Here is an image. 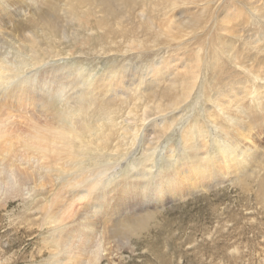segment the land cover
I'll list each match as a JSON object with an SVG mask.
<instances>
[{
    "label": "rangeland",
    "instance_id": "obj_1",
    "mask_svg": "<svg viewBox=\"0 0 264 264\" xmlns=\"http://www.w3.org/2000/svg\"><path fill=\"white\" fill-rule=\"evenodd\" d=\"M89 1L0 0V264H90L76 254L87 197L72 194L84 170L136 162L152 175L170 169L167 154L205 165L203 141L211 177L162 203L127 202L119 221L133 232L110 244L96 214L84 246L102 241L99 264H264V0ZM60 127L82 154L32 144ZM224 145L244 151L234 171ZM20 180L36 193L15 197Z\"/></svg>",
    "mask_w": 264,
    "mask_h": 264
},
{
    "label": "bare ground",
    "instance_id": "obj_2",
    "mask_svg": "<svg viewBox=\"0 0 264 264\" xmlns=\"http://www.w3.org/2000/svg\"><path fill=\"white\" fill-rule=\"evenodd\" d=\"M85 1L86 0H82V2H85ZM97 1H98V3L95 2L94 0H90L89 2L99 6L103 10H104V7L108 9L109 8L108 3H111V0H97ZM114 1H117L119 3H122L121 1H123L124 3H128L131 0H114ZM88 12L89 11L84 12L82 14V16H86L88 14ZM111 14L115 15L116 13L112 12ZM94 23L96 25L100 26L101 19L95 20ZM31 57H32V59H34L36 61L41 60V58L37 57L36 55L31 54ZM5 81L6 80L0 79V85L5 84ZM22 84H25V79L21 81L20 85H22ZM45 133L49 134V131H47L45 129H40V130L36 129L35 134H37V135L30 138L32 140V144L39 145V146H52V147L55 145L54 148H57V150L59 149L65 153H70L74 157L82 154L80 149L75 151V148H74V150L72 148L73 147L72 141L78 140V137H77V135H75L76 133L74 134L72 127H70V129L67 131L62 130L61 127H60V129H56L54 134L52 133L54 135V137H52L53 135L51 137L50 136L48 137ZM137 133L138 132L133 133L135 139L131 140L130 143H132V144L136 143L137 137H138ZM1 134H2V132L0 131V141L2 139H5V138H3L4 136H2L3 134L2 135ZM65 134H66V136H65ZM185 136H186V132L185 133L182 132V137H185ZM107 137H106V139H107ZM19 138L21 139V137H19ZM182 139L184 140L185 138H182ZM101 142H103V143L105 142V137ZM107 144H108V140H107L105 146L104 145H103L104 147L102 146L103 149L107 148ZM227 146L228 145H224L223 149L219 152L218 156L225 159L226 160L225 162L234 160V162L230 163V164H233V167H234L233 171H234L238 168V164L242 163L244 151L241 148L239 150V152H237V153L231 152V153L225 155V153L227 152L226 150H228V148H229ZM184 147L188 148V145H186L184 143ZM184 147L181 144L180 150H183ZM201 147L203 149H205L202 154L204 155L203 159L206 161V164L208 161L209 166L212 165L215 158H213L212 156H209V154H208V142L203 141V144H201ZM86 149H87V147H86ZM94 149H100V148L95 147ZM115 151H118V147L115 149ZM176 152L177 151H174V154H176ZM75 153H77V154H75ZM230 155L233 158H230ZM166 156L169 158L170 165H172L170 167V169H164L163 167H159L158 170L152 175H150L149 172H146L145 170L138 168V164L136 162L130 164L127 167L128 163L122 165V163H119L117 161H115V162H117V164L115 163L116 164L115 167H108L110 165H107V166L104 165V167L102 166L103 169L99 172H96L97 171L96 169H98V168H95V169L91 168L88 170H84L85 172L86 171L90 172L88 174L92 175L91 177L81 178V176L79 175L80 179L78 181V184L83 183L82 188L81 189L78 188L76 190H73L72 194H75L74 197H76V198H80V196L82 198L87 197V202H85V203H86V205L87 204L88 205L85 208V210H87L85 213L87 216L86 217L87 220H90V223H89V221H86V222L81 221V223H80V225H81L80 228L81 229L85 228L89 232L86 233L87 235L85 236V239L81 243V245L78 247L76 246L77 251L76 250L75 251H76V254L79 255V257L82 255H86V254H82V255L79 254V252L84 253V250H86L85 252L88 253V256H86V257L89 258V260H90V262H88V263L99 264L101 259H102V252L105 249H101L103 247L102 246L103 243L99 238H97V239H99V241L97 240L95 242L97 245L94 249H91V250L88 249L87 250V247L85 248V246H84L85 242L89 243V240H90L89 235H91L93 233L92 231L95 229L94 227H96V223H98V221L96 223H94V220H96V217H95L96 214L100 213V215H101L100 218L103 219V222L106 224V226L109 225V227H111L110 231L108 232V236L105 238V240L107 239L108 244H110L109 239H114L112 236H115L116 238L121 239L124 237V234L129 235L133 232V230H131L129 227V226H131L130 224L128 225L127 223H124L123 220L119 221V219H122L121 218L122 216L123 217L127 216L125 213L126 208H127V202L131 204V205L129 204V206H131V207L134 205H137L138 207H141V206L147 207L150 204L162 203L163 200L167 199V197H165V195L169 194L171 196H177V195H180L181 193H183V195H184V193L198 188L199 185L197 186L195 184L197 179L207 178L209 175L211 177V174L209 173V171L206 170V167H205L206 164L204 165L203 163H199L200 161L197 164H195V163L191 162L190 160L189 161L187 160L186 162H187L188 167H186L184 169V168H181L182 163L177 164L175 162V157L173 154H167ZM153 158L154 157L152 155L150 156L149 154H147L145 156V159H144L145 162L144 163H147L150 160H153ZM173 163H175V164L173 165ZM141 166H144V168H148V169H154L153 163L145 164V165H141ZM209 168H211V167H209ZM226 168L229 169V168H231V166H228L226 164ZM82 169H84V168H82ZM124 172H126V173L121 178L120 174L124 173ZM38 173L39 172H37V174ZM197 174H199V175H197ZM8 175H9V177H14V178L17 177L14 175V172L12 169L10 170ZM25 175H26V173H23V174L19 173L18 178H22ZM139 176H141V177L148 176V177L141 181V180L137 179V177H139ZM10 180H11V178H10ZM186 183H188V184L185 186ZM23 185H24L23 181L20 180L19 186L16 187V190L18 192L15 195V197H20V198L26 199L28 197L33 196L36 193V190L34 189V187L20 188V187H23ZM68 185H71V184H68ZM260 187H261L262 192L264 193V183L263 182L260 183ZM178 192H180V194H177ZM88 200H90V201H88ZM82 215H84V214L82 213ZM105 217H109L110 220L106 219ZM104 218L106 220H104ZM125 219L127 220V217H125ZM100 221H101V219H100ZM137 226L140 229L145 227L143 221H141ZM132 228H133V226H132ZM95 231H96V229H95ZM97 232H98V230H97ZM97 235H99V234H97ZM74 243H75V240H74ZM112 243L114 246L119 244L117 239L113 240ZM61 244H64V243H61ZM61 244H60V247H61ZM66 244H67V246H69L68 242ZM105 244H107V243H105ZM93 246H94V244H93ZM65 248L66 247L64 246L63 250ZM67 249H65V250L68 251ZM69 253H74V250L72 252H70V250H69ZM104 254H105V252H104ZM79 257H77V256L75 257V255H74V260L79 258ZM74 260H73V262H74ZM80 261H81V259H80ZM80 261L76 260L77 264ZM86 264H87V262H86Z\"/></svg>",
    "mask_w": 264,
    "mask_h": 264
}]
</instances>
